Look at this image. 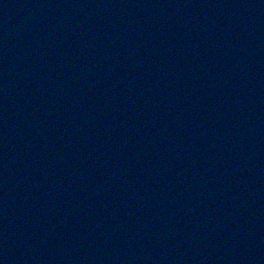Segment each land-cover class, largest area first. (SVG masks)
Instances as JSON below:
<instances>
[{"label": "water", "instance_id": "obj_1", "mask_svg": "<svg viewBox=\"0 0 264 264\" xmlns=\"http://www.w3.org/2000/svg\"><path fill=\"white\" fill-rule=\"evenodd\" d=\"M0 264H264V0H0Z\"/></svg>", "mask_w": 264, "mask_h": 264}]
</instances>
